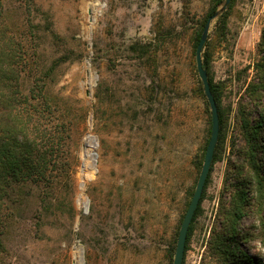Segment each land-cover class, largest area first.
Listing matches in <instances>:
<instances>
[{"label": "rangeland", "instance_id": "1", "mask_svg": "<svg viewBox=\"0 0 264 264\" xmlns=\"http://www.w3.org/2000/svg\"><path fill=\"white\" fill-rule=\"evenodd\" d=\"M225 1L0 0V22L22 53L20 90L40 128L38 160L48 164L5 198L0 264H173L211 136L196 48L210 10ZM263 38L264 0H232L211 23L202 60L225 144L183 264L215 261L209 240L220 204L229 206L243 181L253 204L243 226L261 225L264 182L236 180L232 165L244 164L235 117ZM248 246L264 261L261 242Z\"/></svg>", "mask_w": 264, "mask_h": 264}, {"label": "trees", "instance_id": "2", "mask_svg": "<svg viewBox=\"0 0 264 264\" xmlns=\"http://www.w3.org/2000/svg\"><path fill=\"white\" fill-rule=\"evenodd\" d=\"M215 11L216 8L211 9L208 16L214 15ZM262 46H264V38L260 51H262ZM21 55L22 53L18 51L8 28L0 22L1 211L6 206L5 198L8 194L14 192L18 185L27 182V179H33L35 174L39 173L41 177L44 176L48 166L47 162L38 160V156H43L42 160L45 159V155L40 153L36 147V137L38 132H40V128L36 126L35 115L28 98L20 90L18 66ZM203 66L205 68L206 64L203 63ZM210 86L217 103L220 122V134L213 158L214 163L222 145L225 144V136L222 134L225 117L220 110V98L216 95L214 86L211 83ZM246 94L250 101L244 103V98L247 96L239 100L235 117L236 125L244 137L246 145L245 149H240V156L244 164L240 166L232 165V167L235 171L236 180L242 181L240 175L244 174L249 177V184H255L257 188L259 187L258 189H261L264 182V136L261 135L264 131V56L256 67L255 83L247 89ZM254 110L261 111V114L258 115V120L255 121L250 117ZM35 169L39 170V172L35 171ZM230 174L231 170L228 171L227 176ZM247 183L243 181L241 188L240 184L235 187L236 191L229 206L223 201L220 204L219 226L217 230L213 231L209 240V253L211 257L215 258V261H210L208 264H264L263 260L255 259L246 253L249 247L248 244L256 240L262 243L264 249V215H261L260 226H243V221L250 215V209L253 206L252 199L247 194ZM263 196L260 194L262 199H259V202L261 203L262 201V204L258 211L259 214L263 212L261 211L262 207H264ZM200 208L201 204L189 229L187 244L192 232V225ZM3 252L6 255L8 254V250H5L2 242H0V255Z\"/></svg>", "mask_w": 264, "mask_h": 264}, {"label": "water", "instance_id": "3", "mask_svg": "<svg viewBox=\"0 0 264 264\" xmlns=\"http://www.w3.org/2000/svg\"><path fill=\"white\" fill-rule=\"evenodd\" d=\"M231 1L232 0H226L222 8L217 13L208 17L206 24L203 28L201 38L196 48L197 72L202 82L204 94L209 104L210 112H211V136L205 151L204 163L201 169V173L199 175L195 192L192 196L191 202L189 204V207L187 209V212L184 216V219L180 227L173 264L184 263L189 229L191 227L197 209L201 204L205 187L212 169L215 149L219 139V134H220L219 111L208 80V73L203 66L202 54L204 47L208 41L211 23L216 18H218L220 14H222L224 11L227 10V7L230 5ZM88 94L90 95V93ZM91 122L92 120H90V123ZM93 156L96 157V154L94 153Z\"/></svg>", "mask_w": 264, "mask_h": 264}]
</instances>
